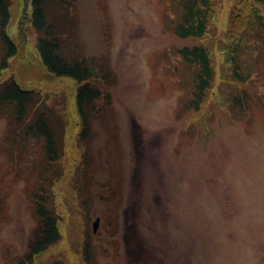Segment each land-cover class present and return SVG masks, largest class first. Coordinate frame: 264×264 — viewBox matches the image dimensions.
Wrapping results in <instances>:
<instances>
[{
  "label": "rangeland",
  "instance_id": "rangeland-1",
  "mask_svg": "<svg viewBox=\"0 0 264 264\" xmlns=\"http://www.w3.org/2000/svg\"><path fill=\"white\" fill-rule=\"evenodd\" d=\"M10 1L8 33L22 31L25 42L0 78L36 91L39 107L60 116L65 138L57 176L45 175L40 143L13 148L12 115L0 108V264H16L38 229L32 197L44 179L61 237L30 264H264V91L222 78L233 0L216 8L220 37L211 27L201 40L164 29V0L65 7L73 28L61 54L70 64L86 57L101 93L87 109L84 135L76 78L44 67L37 33L29 23L18 27L21 0ZM198 43L213 54L212 89L197 111L180 115L193 74L178 50ZM242 87L244 112L230 94Z\"/></svg>",
  "mask_w": 264,
  "mask_h": 264
},
{
  "label": "trees",
  "instance_id": "trees-1",
  "mask_svg": "<svg viewBox=\"0 0 264 264\" xmlns=\"http://www.w3.org/2000/svg\"><path fill=\"white\" fill-rule=\"evenodd\" d=\"M72 2L73 0H21L22 15L17 18V22L20 29L22 25L29 23L37 33L36 49L48 71L76 78L79 85L75 93V103L83 122L80 133L83 132L84 135L87 132V109L92 100L101 93L91 85L94 67L86 57L76 58L70 64L67 57L61 54L67 33L65 29L70 31L73 28L71 15L67 10ZM222 2L223 0H164L162 25L179 38L195 40H201L209 28L214 27V33H217L215 37L219 38L215 20L216 8L220 9ZM10 3V0H0V75L23 53L25 42L22 31L18 30L16 37L8 33L11 20ZM228 18L221 39L224 42L220 53L221 62L225 66L222 78L238 87L252 82L253 85L261 86L264 91V63H259L264 55V0H233L229 5ZM178 55L193 74L192 92L189 93L187 102L179 107L182 115L197 111L207 93L211 92L214 69L213 54L201 43L181 47ZM230 94L232 106L239 107L244 112L249 102L247 89L242 87ZM256 94L259 95L258 92ZM40 101L35 91L23 89L12 75L0 78V108H8L12 115L8 120L6 136L11 142L14 141L13 148L16 149H22L34 139L39 142L46 168V171H42L46 175L50 169L53 177L58 174L55 165L63 152L64 126L54 108L52 111L48 109L47 103L45 108L43 104L39 107ZM56 178H53V183ZM48 181L44 179L39 189L33 192V215L38 229L16 264H30L37 254L61 237L56 206L53 198L49 199L50 196L47 195Z\"/></svg>",
  "mask_w": 264,
  "mask_h": 264
},
{
  "label": "water",
  "instance_id": "water-1",
  "mask_svg": "<svg viewBox=\"0 0 264 264\" xmlns=\"http://www.w3.org/2000/svg\"><path fill=\"white\" fill-rule=\"evenodd\" d=\"M98 225V219L93 223V231L97 228Z\"/></svg>",
  "mask_w": 264,
  "mask_h": 264
}]
</instances>
